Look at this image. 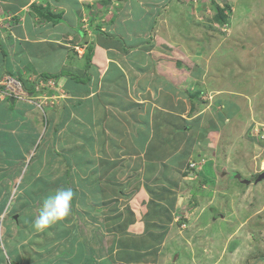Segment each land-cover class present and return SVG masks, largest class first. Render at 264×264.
<instances>
[{"label":"rangeland","instance_id":"rangeland-1","mask_svg":"<svg viewBox=\"0 0 264 264\" xmlns=\"http://www.w3.org/2000/svg\"><path fill=\"white\" fill-rule=\"evenodd\" d=\"M16 1L0 0V135L7 143L19 135L31 133L33 137L26 136L24 144L15 139L9 146L2 145L7 153L0 150V264H30L25 246L30 249L37 240L55 244L50 259L60 254L71 259L68 246L80 241L84 243L80 256L88 255L99 264L96 249L104 236H98L93 221L89 223V215L76 201L71 216L46 232L35 233L31 222L46 195L70 187L86 196L89 192L81 182L92 183L101 171L100 161L93 166L86 163L93 161L95 141L87 140L84 113L93 108L76 111H82V117L73 113L72 122L77 123H69L59 132L60 126H56L64 115L61 103L53 97L59 76L50 69L59 53L65 66L56 70L75 66L74 55L78 57L81 51L80 67L89 68L83 58L89 50L95 53L93 64L99 68L104 58L119 64H124L123 57L144 59L145 68L149 65L146 60L155 58L179 82L191 81L199 107L216 115V121L206 116V126L214 124L217 131H206L210 144L202 151L212 173L206 179L198 178V169V179L181 187L180 195L186 199L173 211V222L164 215L168 211L163 205H148L156 207L157 217L163 216L153 228L156 238L150 245L164 244L159 252L152 253V247L145 253L146 264H264V0H24L23 6L13 9ZM219 13L224 15L222 24L216 20ZM73 19L75 26L71 27ZM82 33L92 44H83ZM23 79L36 86V95L25 93ZM96 94L90 92V101ZM47 114L51 123L46 124ZM23 116L26 124L32 123L33 131L15 124ZM11 130L17 135L9 136ZM78 131L81 136L71 140L69 134ZM51 132H59L56 141L51 140ZM19 149L25 150L26 157L10 161L7 157ZM39 149L50 150L45 166L34 155ZM203 164L200 160L198 165ZM38 169L40 176L51 179L40 194L30 187L28 195L23 175L30 177ZM123 183L120 196L110 197L105 206L108 213L114 211L113 216L118 214V201L125 199L123 190L127 189L126 195L133 190ZM135 186V192L142 190L139 183ZM88 197L89 206L102 207L94 195ZM126 209L130 211L127 205ZM189 214L193 219L185 224L182 217ZM199 215L201 220H197ZM100 227L104 229L106 224ZM144 229L142 224L133 225L127 227L126 235L140 237ZM10 244H14L12 251L7 247ZM57 247L67 252L61 253ZM29 254H37L36 248Z\"/></svg>","mask_w":264,"mask_h":264},{"label":"crops","instance_id":"crops-1","mask_svg":"<svg viewBox=\"0 0 264 264\" xmlns=\"http://www.w3.org/2000/svg\"><path fill=\"white\" fill-rule=\"evenodd\" d=\"M75 1L78 3V0ZM23 3L24 0L16 1V7H13V9L20 8ZM75 21V19L71 20V27L75 26ZM74 38L76 40V37ZM69 40L73 42L72 37ZM90 41L91 39L88 37L87 43L92 44ZM89 51H91L90 58H88L89 52L83 56L89 68L80 67L81 52L83 51L80 52L78 57L74 55L77 64L73 62L75 66L71 68L56 70L62 65L65 66L62 63L64 58H62L63 55L61 53L53 58L54 61L50 65V69L53 68L55 70L54 74L59 76L55 81V95L53 97L58 100V103H61V110L67 111L66 115L64 114V118L59 119L64 124L61 128L63 129L69 123H77L72 122V115L76 111L81 110L83 107L85 109L86 107L93 108V111L86 109L87 111L84 113L86 117L85 125H87L85 129L87 140L95 141V147H93L91 153L94 156V162L86 160V163H90L93 166L97 165L95 162L99 164L100 161L101 171L98 172L92 183L85 185L81 182V184L89 194L96 197L95 200L97 202L100 201L103 204L102 207L89 206L88 202L91 204L88 197L89 194L83 196L80 193H75L74 201L86 210L85 214L89 215V221H93V225L97 227L92 228L98 230L96 231L98 236L102 235L104 239L106 238V240L103 239L98 244L100 246H97V249L95 248L98 251L95 257L99 258V264H146L149 262L146 259L149 258H147L145 253L149 252L153 247L150 244L156 238L155 233L152 232L153 228H156L159 224L158 220L163 217H157L153 212L156 207L151 208L148 205L154 203L163 205L168 211L164 215L170 217L171 223L174 221L171 216L176 214L173 211L182 205L186 199L180 195V191L183 190L181 187L189 183L192 184V180L195 181L200 177L206 179L207 175H210V172L212 173L213 169L206 166L208 158L206 155V159L204 158L202 151L203 149L207 150L210 144V137L208 140L205 137L206 131L209 130L208 134L212 131H217L214 124L212 127L209 125L210 123L208 127L206 126V116L210 115L214 119L216 115L213 114L214 111L212 112L207 107H199L196 101L197 90L191 81L179 82L174 77L175 75L170 74L169 70L161 63L155 61V58L152 61L148 58V60L145 59L147 63L149 62L147 68L142 62L144 59H140L141 57H138L140 60L135 58L125 59L123 57L124 64L117 62L107 63V59L104 58V64H101L99 68L96 66L97 64H93V55L95 53L92 54V50ZM170 59H173V57L171 56ZM134 60L136 61L134 62ZM192 74L195 75V72ZM205 74L208 76V73L203 75ZM78 78L81 80H77ZM212 79L210 80L213 81ZM90 92H97L99 95H94L95 98L90 101V96H92ZM0 100H2L1 96ZM49 109L51 110V108ZM48 114L46 117L47 123H51ZM77 114L81 115L80 117L83 116L82 111ZM26 118L25 116L21 117L15 121V124L17 122L21 128H23L24 124V127H29V130L33 131L32 123L31 125L28 122L26 124ZM215 121L213 122L215 123ZM61 128H59V132L62 130ZM59 132H51L49 135L51 140L56 141ZM73 133L69 134L71 140L76 138V136L80 137L82 132ZM213 134L215 135L216 133L213 132ZM8 135L13 137L17 134L14 130H11ZM26 136L33 137L31 133L29 135H19L14 139L8 140L7 143V140L2 141V136L0 135V150L7 153L2 148V145L6 144L9 146L8 144L15 139L19 140V144H24L23 141H25ZM88 137L90 138L88 139ZM88 144L90 145L89 141ZM35 154L38 156L37 161L42 162L43 166L47 165L48 159L51 157L50 150L39 149ZM21 155H23V158L26 157L25 150L19 149L16 151V155L12 154L7 158L10 161L20 160L19 156ZM200 160L204 161L201 167L198 165ZM190 163L198 165L196 167L197 170L200 169L198 178L197 170H193V168L188 166ZM39 172L38 169L30 177L26 176V173L23 175V185H27L28 195L30 187L33 189V193L40 194L47 184L46 180L51 179L50 176H40ZM106 179H109L110 182ZM113 180L117 181L113 182ZM122 182H124L123 184H128L127 187L133 186V190L128 195L125 194L127 189L123 190L124 193L121 197L125 199L118 201L119 212L117 209L118 214L113 216L114 211L108 213L105 210V206L111 199L110 197L115 199L120 196L121 190L119 187H121ZM136 183H139L142 187V190L136 191L137 193L134 190ZM133 194L135 195L130 199ZM156 195H158L157 199ZM13 201L16 202V200ZM29 201L27 198V203ZM38 204H40L39 201ZM126 205L130 211L134 210V212L128 211ZM103 213H108L109 216L104 218ZM161 213L163 214V209ZM191 214L187 217H182V221L185 224L190 223L193 219ZM109 218L111 220H108ZM197 220H201L200 215ZM91 221L89 223H92ZM103 223L106 224V227L101 229L100 224L102 226ZM140 224L145 227L144 235L140 237L126 235V232H128L127 227L139 226ZM114 226L122 229V231H118ZM152 236H154L153 239H150ZM163 244L155 245L151 249L152 253L159 252V246H163ZM83 246L84 243L80 241L72 242L68 246L71 259L60 254L57 259L51 258L52 260L49 254L52 248L55 247L54 243L51 245L37 240L34 247L29 249L25 246V249L28 253L30 264L36 260L38 264H70L72 260L71 264H97L95 259H88V255L80 256L79 251ZM7 247L12 251L14 244H10ZM35 248L37 254H29L30 251H35ZM57 248L56 250L61 253L67 252L66 248ZM164 251L170 254L166 248ZM19 256L23 258V255L19 254ZM34 256L36 257L34 258ZM158 259L160 260V257Z\"/></svg>","mask_w":264,"mask_h":264},{"label":"clouds","instance_id":"clouds-1","mask_svg":"<svg viewBox=\"0 0 264 264\" xmlns=\"http://www.w3.org/2000/svg\"><path fill=\"white\" fill-rule=\"evenodd\" d=\"M81 35L85 34H80V37ZM190 168L197 170L195 164ZM74 197L75 193L70 187L57 188L46 195L39 206L38 214L32 221L33 231L35 233H43L53 226L63 224L71 216ZM13 218V221H17L15 216Z\"/></svg>","mask_w":264,"mask_h":264},{"label":"trees","instance_id":"trees-1","mask_svg":"<svg viewBox=\"0 0 264 264\" xmlns=\"http://www.w3.org/2000/svg\"><path fill=\"white\" fill-rule=\"evenodd\" d=\"M220 14V16H218V17H216V20H217V22H219L220 24H222V22H223V19H224V15H223V13H219ZM3 52V54L5 53L4 51H2ZM90 55H91V51H89V55H88V58H90ZM23 89H24V91L27 93V94H30V95H32V94H35V90H36V86L35 85H32L31 83H28L27 82V80H24L23 79ZM13 104V103H12ZM66 113H67V111L66 110H62V114L64 115H66ZM61 114V115H62ZM46 119V118H45ZM46 123H47V119H46ZM64 124H62V122H60L56 127H59L60 126V128L63 126ZM56 131V130H55Z\"/></svg>","mask_w":264,"mask_h":264},{"label":"water","instance_id":"water-1","mask_svg":"<svg viewBox=\"0 0 264 264\" xmlns=\"http://www.w3.org/2000/svg\"><path fill=\"white\" fill-rule=\"evenodd\" d=\"M81 39H82V42H83V44L85 43H87V41H88V37H87V35H81ZM13 99H10V103H13Z\"/></svg>","mask_w":264,"mask_h":264},{"label":"built area","instance_id":"built-area-1","mask_svg":"<svg viewBox=\"0 0 264 264\" xmlns=\"http://www.w3.org/2000/svg\"><path fill=\"white\" fill-rule=\"evenodd\" d=\"M13 83H14V82H13V80H12V83H11V84H13ZM189 166H190V167H193V166H194V164H190Z\"/></svg>","mask_w":264,"mask_h":264}]
</instances>
